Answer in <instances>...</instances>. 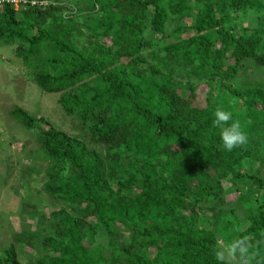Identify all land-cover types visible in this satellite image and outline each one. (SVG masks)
Instances as JSON below:
<instances>
[{"label": "trees", "instance_id": "1", "mask_svg": "<svg viewBox=\"0 0 264 264\" xmlns=\"http://www.w3.org/2000/svg\"><path fill=\"white\" fill-rule=\"evenodd\" d=\"M50 1L18 18L10 7L1 8L0 44L15 46L39 90L58 95L64 114L78 118L90 145L104 153L20 107L10 111L34 132L48 162L45 193L68 207L51 213L47 235L14 233L11 244L0 246V264H21L17 244L40 252L34 264H219L213 252L218 234L225 243L249 237L256 244L253 264H264V196L254 197L263 181L243 169L264 143V84L233 86L246 62L264 66V22L255 35L243 36L225 13L264 3L90 0L100 16L93 20V41L80 47L73 12L63 13V0ZM170 16L188 18L182 31L190 36L160 47L144 38L145 32L163 37ZM146 48L151 63L142 54ZM199 85L206 86L201 105ZM217 108L240 121L246 146L223 148L212 126ZM244 179L250 181L245 192ZM233 188L241 201L255 204L245 227L214 214L213 222L222 224L201 227L214 211L204 206L223 203L221 196ZM101 234L108 237L107 254L96 243Z\"/></svg>", "mask_w": 264, "mask_h": 264}, {"label": "rangeland", "instance_id": "2", "mask_svg": "<svg viewBox=\"0 0 264 264\" xmlns=\"http://www.w3.org/2000/svg\"><path fill=\"white\" fill-rule=\"evenodd\" d=\"M264 3V0H260ZM63 13L73 12L72 16L80 26L81 34H75L76 43L82 47L93 41L92 26L94 18L100 13L90 10V0H63ZM203 4L194 9L198 11ZM229 17L228 25H232L238 34L243 36L255 35L254 30L263 27L264 6L260 9L249 8L238 14L225 12ZM220 14H217L219 17ZM190 20L185 17L170 16L165 24L163 37L144 33V38H151L157 47L169 42L190 36L191 31L184 33L182 29ZM178 29H180L178 31ZM104 42L110 44V39ZM15 46L0 44V246L5 249L13 242L12 236L22 230L37 229L40 235H47L50 230L49 218L51 213L59 208H67L59 202L53 201L44 191L43 184L46 181L45 170L47 160L38 153L40 144L33 131L27 130L23 125L13 120L9 113L14 107H20L27 111L35 119H45L56 130L69 136L78 137L86 145L95 148L101 153L104 150L100 146H92L88 142L86 126H82L76 117H68L57 103L58 95L42 93L32 80V73L24 67L22 61L15 56ZM151 50H143V56L151 63L149 54ZM229 62L233 63L232 57ZM194 82L195 79H193ZM264 84V66H257L253 61L246 62L235 78L234 88H243V84ZM205 85H199L197 93V105L203 104L205 97ZM44 127H46L44 125ZM252 163H244L243 169L248 174L257 172L263 181L261 189L256 185L254 197L264 196V143L259 141L258 149L254 153ZM33 170V171H30ZM214 175V173H213ZM245 192L247 179L243 180ZM229 189V185L227 186ZM241 194L234 190H226L221 196L223 203L216 204L211 201L204 207L213 206L214 211L208 212L200 226L207 228L219 227L222 222L214 223L212 215H220L225 219L232 218L241 228L245 227L247 210L254 209L255 204L248 199L240 200ZM40 216L44 221L39 220ZM224 219V220H225ZM218 247L225 244L222 235L218 234ZM96 243L102 245L104 254L110 251L108 237L104 234L96 237ZM18 258L21 264H34L40 256L26 245H16Z\"/></svg>", "mask_w": 264, "mask_h": 264}, {"label": "clouds", "instance_id": "3", "mask_svg": "<svg viewBox=\"0 0 264 264\" xmlns=\"http://www.w3.org/2000/svg\"><path fill=\"white\" fill-rule=\"evenodd\" d=\"M212 126L220 130V139L226 151L231 152L247 145L248 136L242 129L240 121L233 120V114L230 111L217 108ZM255 246L256 244L249 237L244 236L214 248L213 252L219 264H253L257 255Z\"/></svg>", "mask_w": 264, "mask_h": 264}, {"label": "built area", "instance_id": "4", "mask_svg": "<svg viewBox=\"0 0 264 264\" xmlns=\"http://www.w3.org/2000/svg\"><path fill=\"white\" fill-rule=\"evenodd\" d=\"M50 5H53L50 0H0V9L3 7H10L16 18H18L20 13L25 9H43Z\"/></svg>", "mask_w": 264, "mask_h": 264}]
</instances>
